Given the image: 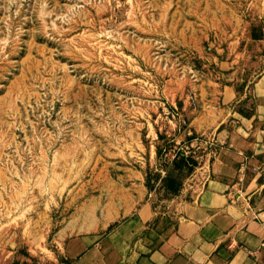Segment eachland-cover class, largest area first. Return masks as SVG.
<instances>
[{
  "label": "rangeland",
  "instance_id": "rangeland-1",
  "mask_svg": "<svg viewBox=\"0 0 264 264\" xmlns=\"http://www.w3.org/2000/svg\"><path fill=\"white\" fill-rule=\"evenodd\" d=\"M262 73L264 0H0V264H67L62 230L139 182L198 190L192 120Z\"/></svg>",
  "mask_w": 264,
  "mask_h": 264
},
{
  "label": "crops",
  "instance_id": "crops-1",
  "mask_svg": "<svg viewBox=\"0 0 264 264\" xmlns=\"http://www.w3.org/2000/svg\"><path fill=\"white\" fill-rule=\"evenodd\" d=\"M239 87H223V105L215 101L212 110L192 120L195 132L215 139L209 148L186 150L187 160H198L204 169L196 192L163 207L139 182L118 214L109 218L106 212L105 218L74 224L70 233L62 230L61 259L67 264H264V73L252 83L249 108L237 114Z\"/></svg>",
  "mask_w": 264,
  "mask_h": 264
},
{
  "label": "trees",
  "instance_id": "trees-1",
  "mask_svg": "<svg viewBox=\"0 0 264 264\" xmlns=\"http://www.w3.org/2000/svg\"><path fill=\"white\" fill-rule=\"evenodd\" d=\"M183 156H184V155L182 154V155H181V158H182V159H181V162L185 164V161H184L185 159L183 158ZM181 165H182V164H181Z\"/></svg>",
  "mask_w": 264,
  "mask_h": 264
},
{
  "label": "built area",
  "instance_id": "built-area-1",
  "mask_svg": "<svg viewBox=\"0 0 264 264\" xmlns=\"http://www.w3.org/2000/svg\"><path fill=\"white\" fill-rule=\"evenodd\" d=\"M185 153H186V151H185ZM186 155H187V153H186ZM200 168H202L203 169V167H200ZM204 170V169H203Z\"/></svg>",
  "mask_w": 264,
  "mask_h": 264
}]
</instances>
